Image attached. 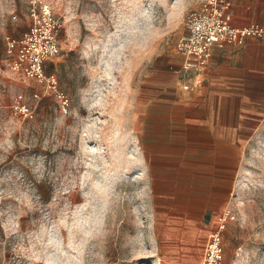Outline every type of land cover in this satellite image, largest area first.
<instances>
[{
  "label": "rangeland",
  "instance_id": "obj_1",
  "mask_svg": "<svg viewBox=\"0 0 264 264\" xmlns=\"http://www.w3.org/2000/svg\"><path fill=\"white\" fill-rule=\"evenodd\" d=\"M39 2L61 24L44 69L65 112L6 49ZM199 3L0 0V264H200L223 212V264H264V120L220 211L196 209L192 196L160 202L143 166V90L154 76L182 75L175 45Z\"/></svg>",
  "mask_w": 264,
  "mask_h": 264
},
{
  "label": "crops",
  "instance_id": "obj_2",
  "mask_svg": "<svg viewBox=\"0 0 264 264\" xmlns=\"http://www.w3.org/2000/svg\"><path fill=\"white\" fill-rule=\"evenodd\" d=\"M229 1L233 26H264V0ZM201 78L184 90L190 75L154 76L143 90L138 140L151 196H192L196 209L215 212L233 192L255 121L264 120V37L214 46Z\"/></svg>",
  "mask_w": 264,
  "mask_h": 264
},
{
  "label": "built area",
  "instance_id": "obj_3",
  "mask_svg": "<svg viewBox=\"0 0 264 264\" xmlns=\"http://www.w3.org/2000/svg\"><path fill=\"white\" fill-rule=\"evenodd\" d=\"M35 1V0H34ZM32 22L21 38L5 37L6 49L12 54L14 68L25 78L45 81L48 88L60 100V108L66 111L68 99L57 89L53 75H47L45 62L59 52L58 32L60 22L51 13L48 4L39 2L31 11ZM187 32L175 45L180 59V72L192 80L183 85L185 90L201 82V74L209 64L212 48L230 42L243 44L247 37H264V26L252 24L235 27L231 24L229 0H200L185 21ZM34 97H38L34 94ZM14 108L29 114V107L17 101ZM229 212L220 214L217 224L207 236L200 264H223V231Z\"/></svg>",
  "mask_w": 264,
  "mask_h": 264
}]
</instances>
